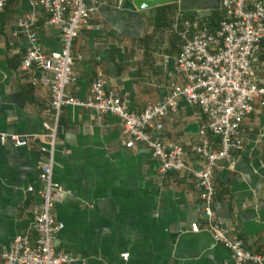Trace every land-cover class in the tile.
<instances>
[{
  "label": "crops",
  "instance_id": "0c3cea01",
  "mask_svg": "<svg viewBox=\"0 0 264 264\" xmlns=\"http://www.w3.org/2000/svg\"><path fill=\"white\" fill-rule=\"evenodd\" d=\"M87 3H95L96 15L74 43L76 81L67 94L86 100L101 75L107 90L136 115L162 102L172 86L186 85L176 70L185 24H190L192 38L203 29L215 34L226 18L222 0H174L147 10H138L134 0ZM30 14L36 17L34 30L45 52L62 48L61 32L49 25L42 8L28 0H9L0 11V137H8L5 144L0 139V264L15 237L31 227L29 210L40 202L43 189L39 176L47 159L42 149L49 148L47 126L56 124L47 83L53 75L22 70L29 42L19 21ZM253 70L257 80L264 79V41ZM254 105L241 129L243 149L215 171L213 208L232 237L264 256V108L259 100ZM206 122L198 107L181 100L161 132L149 130L185 152L187 171L161 175L148 148L126 147L118 118L64 108L53 168V180L62 189L54 215L64 225L57 251L71 254L74 264H233L231 253L207 231L202 190L194 177L203 165L195 151ZM10 136L24 138L28 145L16 148ZM207 139L219 149L218 139L211 134ZM193 224L200 233L192 232Z\"/></svg>",
  "mask_w": 264,
  "mask_h": 264
},
{
  "label": "built area",
  "instance_id": "2783aa9c",
  "mask_svg": "<svg viewBox=\"0 0 264 264\" xmlns=\"http://www.w3.org/2000/svg\"><path fill=\"white\" fill-rule=\"evenodd\" d=\"M9 0H0V11ZM35 8H42L50 16L49 25L61 32V51L48 54L39 42L34 30L36 17L25 16L19 27L26 34L29 48L22 70L40 69L53 75L47 82L51 88L50 113L56 120L54 127L47 126L49 148H43L46 161L40 165L39 180L43 189L38 192L40 202L29 210L32 217L30 229L19 234L3 254V264H74L71 254L57 251L56 241L64 230L54 215L55 203L61 187L53 180L54 155L58 144V122L66 107L91 110L98 115H111L122 124V136L128 149L137 145L148 148L159 163L160 174L188 170L183 148L166 142L149 133L163 130V122L169 114L179 110L180 101L198 107L207 122L202 127L201 145L196 154L203 161L202 169L194 172L197 186L202 190V208L207 220V231L215 243L228 250L233 264H264V256L248 251L242 240L232 237L226 227L216 219L214 200L216 194L215 171L220 163L231 164L234 154L243 149L241 129L255 110V102L264 108V79L257 80L253 62L264 41V0H222L225 20L219 30L212 34L203 29L188 38L190 24L181 33L183 45L176 70L186 77L184 86L174 85L169 95L157 104H149L141 115L131 113L114 91L106 88L100 75L92 84L86 100H78L67 94L76 81L72 49L81 32L89 28L96 15L95 3L87 0H28ZM196 28V27H195ZM211 134L219 140V149L207 139ZM5 144L8 137L2 135ZM16 148H23L28 141L10 136ZM33 193L34 188L29 187ZM200 233L197 224L191 226ZM35 234V236H33ZM128 255L123 258L127 259Z\"/></svg>",
  "mask_w": 264,
  "mask_h": 264
},
{
  "label": "water",
  "instance_id": "95a60500",
  "mask_svg": "<svg viewBox=\"0 0 264 264\" xmlns=\"http://www.w3.org/2000/svg\"><path fill=\"white\" fill-rule=\"evenodd\" d=\"M172 1L174 0H134V5L138 10H147L169 4Z\"/></svg>",
  "mask_w": 264,
  "mask_h": 264
}]
</instances>
